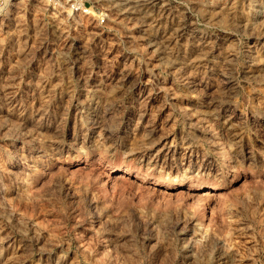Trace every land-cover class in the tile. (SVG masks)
Returning <instances> with one entry per match:
<instances>
[{
  "label": "rangeland",
  "instance_id": "obj_1",
  "mask_svg": "<svg viewBox=\"0 0 264 264\" xmlns=\"http://www.w3.org/2000/svg\"><path fill=\"white\" fill-rule=\"evenodd\" d=\"M82 1L2 0L0 264H264V0Z\"/></svg>",
  "mask_w": 264,
  "mask_h": 264
},
{
  "label": "bare ground",
  "instance_id": "obj_2",
  "mask_svg": "<svg viewBox=\"0 0 264 264\" xmlns=\"http://www.w3.org/2000/svg\"><path fill=\"white\" fill-rule=\"evenodd\" d=\"M54 3L56 2V0H53ZM150 1H153V0H138V2L141 4V5H147L148 3H150ZM52 2V1H50ZM185 115L187 116L188 114H186V112L184 111ZM184 115V116H185ZM190 122V121H189ZM188 123V122H187ZM186 123V124H187ZM190 125V124H189ZM190 128V127H189ZM200 132V131H198ZM204 132V130H203ZM191 137L192 138H199L202 137L200 135H203V133L201 132L200 134H195V132L191 131ZM208 135V138L206 137ZM206 136L203 135V137L205 136V138H207V141H209L210 145L213 146L214 148H211V151L217 149L220 153H219V156H223V152L225 150V147L224 146L225 144L223 143L222 141V138H219L218 136H216L214 133L210 134L208 132ZM176 138V137H175ZM204 138V139H205ZM178 140H179V143L181 145V148L184 147L185 149H188V148H192V144L193 142L190 140V134H186L183 130L180 132L179 136H178ZM220 140V141H219ZM173 139L171 140V144L173 143ZM205 142V140H204ZM222 142V143H221ZM175 143V142H174ZM202 143V142H201ZM200 144V143H199ZM201 146V145H200ZM183 149V148H182ZM215 150V151H217ZM210 151V152H211ZM194 164V163H193ZM193 164L189 162V164L187 165V167L183 168V173H182V178L179 179V180H175V181H170L168 184H171L172 186H179L181 184H183V178H185V176L187 175V172L190 171V169L193 167ZM202 168L203 171L205 172V165L204 164H199L198 166V170ZM208 172V171H206ZM207 175H209V172L206 173ZM181 176V175H180ZM103 185L102 188H105L107 189V187L109 186V181L108 179H104L103 180ZM195 187L198 186V185H194ZM189 223V225L191 226V230H192V234L194 235L195 239H193V243L194 244H198L199 246L202 244V239H204V237L206 238V234H207V229L204 230V231H201L199 228L200 226V223L199 221L197 220V218H191L189 221H187ZM186 226V225H185ZM189 227V226H188ZM201 227V226H200ZM216 233V232H214ZM212 236V235H211ZM210 235L208 236V241L211 240L213 238V236L211 237ZM207 239V238H206ZM207 241V240H206ZM204 243V242H203ZM192 243H190L189 245H186L185 247V250L186 252H192ZM210 244V243H209ZM227 248H229V246H227ZM198 250V249H197ZM228 256V255H227ZM228 259V258H227ZM227 263H228V260H227ZM232 263V261H231ZM230 263V264H231Z\"/></svg>",
  "mask_w": 264,
  "mask_h": 264
},
{
  "label": "built area",
  "instance_id": "obj_3",
  "mask_svg": "<svg viewBox=\"0 0 264 264\" xmlns=\"http://www.w3.org/2000/svg\"><path fill=\"white\" fill-rule=\"evenodd\" d=\"M56 1L64 2L68 6L69 11H71L72 13L87 14L89 12L86 4L82 0H56ZM2 11H3V3L2 0H0V14L2 13ZM100 21L102 23L104 22L103 19H101Z\"/></svg>",
  "mask_w": 264,
  "mask_h": 264
}]
</instances>
